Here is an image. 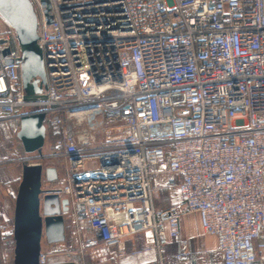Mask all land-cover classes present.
<instances>
[{"label": "built area", "instance_id": "built-area-1", "mask_svg": "<svg viewBox=\"0 0 264 264\" xmlns=\"http://www.w3.org/2000/svg\"><path fill=\"white\" fill-rule=\"evenodd\" d=\"M29 1L44 88L23 87L15 30L0 16V125L44 116L37 153L44 159L48 149L52 164L26 165L41 164L42 189L69 202L67 249L122 258L126 238L152 231L146 249L162 254L177 239L176 260L189 264L180 224L197 214L222 264H255L264 235V0ZM161 190L171 206L157 211ZM64 242L44 239L39 264H53Z\"/></svg>", "mask_w": 264, "mask_h": 264}, {"label": "water", "instance_id": "water-1", "mask_svg": "<svg viewBox=\"0 0 264 264\" xmlns=\"http://www.w3.org/2000/svg\"><path fill=\"white\" fill-rule=\"evenodd\" d=\"M0 16L16 31L22 44L33 46L37 43V15L29 0H0ZM37 52H27L23 68L31 77L41 76L44 80L42 54ZM43 120L42 114L21 117L17 135L27 154L38 152L44 146ZM43 172L41 164L23 166L13 219V264H39L44 239L49 244L66 240L65 216L69 202L42 189ZM45 174L49 181H56L55 168L46 169Z\"/></svg>", "mask_w": 264, "mask_h": 264}, {"label": "crops", "instance_id": "crops-1", "mask_svg": "<svg viewBox=\"0 0 264 264\" xmlns=\"http://www.w3.org/2000/svg\"><path fill=\"white\" fill-rule=\"evenodd\" d=\"M2 153L0 152V161ZM4 161V160H3ZM9 161L0 163V261L11 249L14 242L10 234L13 233L16 196L18 192V180L22 176L16 169L7 165ZM165 191V190H164ZM167 198L171 199L167 193ZM171 206V205H170ZM169 208V207H168ZM167 209V208H166ZM8 223V224H7ZM5 230L3 234L1 231ZM70 223L66 217V233L70 230ZM181 235L189 243L192 254L189 264H222L217 248V239L213 236H207L201 228L199 216L197 214L187 215L180 224ZM208 237V242L203 240ZM154 240L152 231L142 232L130 236L124 240L121 248L125 251L122 258H115L112 254L106 253L102 248L89 249L83 256L76 259L75 257L67 259H55L52 257L53 264L75 262V264H179L176 260V254L179 251V242L171 240L162 254L156 249H146ZM264 235L257 242V261L255 264H264ZM117 250V249H116ZM14 254V246L12 244ZM77 255V254H75ZM78 256V255H77Z\"/></svg>", "mask_w": 264, "mask_h": 264}, {"label": "rangeland", "instance_id": "rangeland-1", "mask_svg": "<svg viewBox=\"0 0 264 264\" xmlns=\"http://www.w3.org/2000/svg\"><path fill=\"white\" fill-rule=\"evenodd\" d=\"M14 33H15V37H16L15 38L16 39V46H17L19 53H20V62H21V66H22V71H21L22 85L24 88H25V86L27 87V89H25L27 92H37L38 88H40V89L44 88L43 85L41 84V81L39 80V78L31 77L28 73H25L23 67H24L25 62L27 61V52L28 51H33V52L38 53L37 52V50H38L42 54V50L37 44H35L33 46H25V44H22V42L20 41L16 31ZM37 86H38V88H37ZM28 110H31V108L25 109L24 111H28ZM19 130H20V123L0 125V152L2 153V155H1L2 160L1 161H3V160L4 161L5 160L10 161V163H8L7 165L16 169L18 172V175H20L23 166L28 164L29 162H41L45 166L51 165L52 159L49 156V150L48 149H44V152L42 153V156L46 157L44 159H40L41 157H40L39 153H37V152H35L33 154H26V152L24 151L22 141L19 139V137L17 135ZM21 178H22V176L18 180V183L21 181ZM163 184H164V181L161 180L158 183V186H163ZM167 197L168 196L164 190H161L159 192L158 197L156 199L157 211H162V210L170 207L171 202ZM10 224H13V221H11ZM207 236H205V238H203V240L206 241L207 243H209ZM70 240H71V229L68 230V232L66 233V241L64 242V245H63V247H66V249H64L63 252H61V253H56V254L54 253L55 259L61 260V259H63L62 257L67 258V259H71L73 257H75L76 259L80 258L79 256L72 254L70 252L71 249H67V244L69 243ZM172 240H177V239L173 238ZM12 244L14 246V242ZM12 244H11V249H9L7 254L4 255V257L1 259L0 264H13L14 254L12 251ZM73 253H75V252H73Z\"/></svg>", "mask_w": 264, "mask_h": 264}, {"label": "trees", "instance_id": "trees-1", "mask_svg": "<svg viewBox=\"0 0 264 264\" xmlns=\"http://www.w3.org/2000/svg\"><path fill=\"white\" fill-rule=\"evenodd\" d=\"M20 184V182L18 183V185ZM10 237L13 239V233L10 234Z\"/></svg>", "mask_w": 264, "mask_h": 264}]
</instances>
